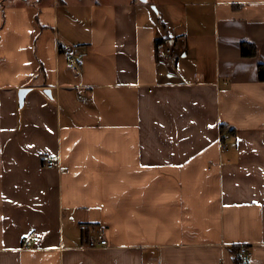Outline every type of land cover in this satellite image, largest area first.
<instances>
[{
  "label": "crops",
  "instance_id": "obj_1",
  "mask_svg": "<svg viewBox=\"0 0 264 264\" xmlns=\"http://www.w3.org/2000/svg\"><path fill=\"white\" fill-rule=\"evenodd\" d=\"M262 62L264 0H0V264H264Z\"/></svg>",
  "mask_w": 264,
  "mask_h": 264
},
{
  "label": "built area",
  "instance_id": "obj_2",
  "mask_svg": "<svg viewBox=\"0 0 264 264\" xmlns=\"http://www.w3.org/2000/svg\"><path fill=\"white\" fill-rule=\"evenodd\" d=\"M160 60L169 65H173L177 55L174 51V47L172 44H170L168 41L163 42L160 44ZM68 63L69 66L73 69V71L76 74H81V60L83 57V52L79 49H72L68 52ZM47 167H56L60 172H64L65 168L60 165L59 162H49L46 164ZM108 245V240L105 238L103 233H98L96 239H93L89 242L90 248H95L97 246H106ZM239 254L241 257V262L243 264H247L248 257L250 255V252L247 247L242 246L240 247Z\"/></svg>",
  "mask_w": 264,
  "mask_h": 264
},
{
  "label": "trees",
  "instance_id": "obj_3",
  "mask_svg": "<svg viewBox=\"0 0 264 264\" xmlns=\"http://www.w3.org/2000/svg\"><path fill=\"white\" fill-rule=\"evenodd\" d=\"M242 53L244 56H248V57H256L257 55V50L256 47L253 45H249V44H243L242 45ZM259 78L261 81H264V62L260 63L259 65ZM239 250L237 248H234L232 253L234 255V259L236 264H243L241 262V259L238 255Z\"/></svg>",
  "mask_w": 264,
  "mask_h": 264
},
{
  "label": "water",
  "instance_id": "obj_4",
  "mask_svg": "<svg viewBox=\"0 0 264 264\" xmlns=\"http://www.w3.org/2000/svg\"><path fill=\"white\" fill-rule=\"evenodd\" d=\"M140 1H146V0H140ZM28 90L27 89H22L20 91V101L21 103L24 101L25 95L27 94ZM48 94H50L49 91H47Z\"/></svg>",
  "mask_w": 264,
  "mask_h": 264
},
{
  "label": "snow or ice",
  "instance_id": "obj_5",
  "mask_svg": "<svg viewBox=\"0 0 264 264\" xmlns=\"http://www.w3.org/2000/svg\"><path fill=\"white\" fill-rule=\"evenodd\" d=\"M178 166H181L182 167V165H178Z\"/></svg>",
  "mask_w": 264,
  "mask_h": 264
}]
</instances>
